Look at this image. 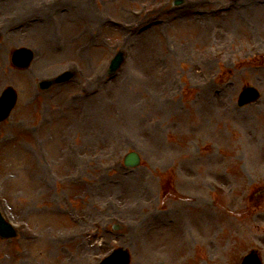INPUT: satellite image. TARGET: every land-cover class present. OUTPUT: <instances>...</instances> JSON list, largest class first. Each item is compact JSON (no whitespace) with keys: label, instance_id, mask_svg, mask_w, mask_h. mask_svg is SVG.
<instances>
[{"label":"rangeland","instance_id":"rangeland-1","mask_svg":"<svg viewBox=\"0 0 264 264\" xmlns=\"http://www.w3.org/2000/svg\"><path fill=\"white\" fill-rule=\"evenodd\" d=\"M17 48L27 69L10 64ZM244 86L261 97L238 108ZM6 87L0 212L17 233L0 264H97L118 248L130 264H238L251 249L264 264V0H0Z\"/></svg>","mask_w":264,"mask_h":264},{"label":"water","instance_id":"water-1","mask_svg":"<svg viewBox=\"0 0 264 264\" xmlns=\"http://www.w3.org/2000/svg\"><path fill=\"white\" fill-rule=\"evenodd\" d=\"M181 0H175L174 4L179 5L181 4ZM32 59V54L30 51L26 49H18L15 52H13L11 61L12 64L17 68H27L30 61ZM122 56L119 54L112 62L110 70L114 72L122 63ZM72 77L71 73H64L57 77L55 80L52 81H43L39 83L40 89H47L51 85L55 83H61L64 81L69 80ZM257 98V94L252 89H244L243 93L240 96V100L238 102L239 106H242L244 104H247L251 101H254ZM16 102V94L11 89H6L2 96L0 97V122L5 120L12 108L14 107ZM125 164L127 166H137L139 164V158L136 154L132 153L129 154L125 158ZM15 232L13 229L8 225L3 218L0 215V238L1 239H7L14 237ZM129 263V255L126 251L118 249L114 251L108 258H106L101 264H128ZM241 264H260L259 259L257 258V255L255 252H252L248 256H246Z\"/></svg>","mask_w":264,"mask_h":264},{"label":"bare ground","instance_id":"bare-ground-1","mask_svg":"<svg viewBox=\"0 0 264 264\" xmlns=\"http://www.w3.org/2000/svg\"><path fill=\"white\" fill-rule=\"evenodd\" d=\"M84 3V1H82V4ZM83 6H85V5H83ZM259 6V5H258ZM83 10H85V7H83ZM80 11H82V10H80ZM48 34V36H49V32L47 31V29H44V31L41 33L42 35H44V34ZM139 35L141 36V38H143L144 40H145V42L147 43V45L144 43V42H142V44H143V47H147V48H149V45L150 44H154V42H155V40L152 38L153 36H151V31H149V30H146V31H144V32H142V33H139ZM122 81L125 83L126 82V79L125 78H123L122 77ZM103 88V87H102ZM107 94L108 93H110V92H106ZM94 109H98V107H95ZM92 111H93V108H92ZM102 114H103V112H102ZM103 123V122H102ZM143 198H145L144 196H143ZM143 201H146V200H144V199H142V201L141 202H143ZM178 216V215H177ZM89 238V237H88ZM88 244H90L91 245V243H88Z\"/></svg>","mask_w":264,"mask_h":264}]
</instances>
